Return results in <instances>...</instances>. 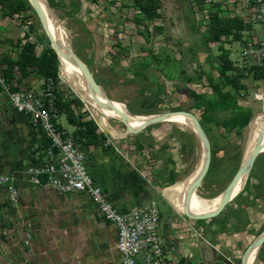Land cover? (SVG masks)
I'll return each instance as SVG.
<instances>
[{
    "label": "rangeland",
    "instance_id": "obj_1",
    "mask_svg": "<svg viewBox=\"0 0 264 264\" xmlns=\"http://www.w3.org/2000/svg\"><path fill=\"white\" fill-rule=\"evenodd\" d=\"M24 1V9L15 13L16 21L10 24L21 32L27 31L37 41L38 49H43L49 42L33 7ZM43 1L48 15L62 30L68 48L89 68L105 96L122 104L129 114L151 116L180 110L190 112L199 120L200 109L193 95L205 88L202 76L207 81L208 76L216 75L219 55L228 56L238 72L252 66L239 60L242 42L227 37L217 43L211 42L207 35L201 36L204 29L197 26L195 14L205 0ZM10 17L0 16L6 21ZM7 41L11 43L14 39ZM197 75L202 76L198 79ZM58 82L61 100L76 107L78 118L93 120L102 140L108 141L109 146L127 151L126 146L136 147L141 140L140 144L145 146V161L163 166L168 152L166 143L172 137L180 146L182 160L187 163L189 174L183 177H192L199 167L202 146L196 134L168 122L128 132L120 119L106 117L92 107L82 90L66 84L60 77ZM246 83L248 94L244 100L253 105L255 118L264 114V103L254 99L255 93L264 94V81L247 79ZM61 120L63 127L69 130L65 113H61ZM201 128L209 141L211 163L196 195L208 200L221 195L239 168L250 131L246 128L236 144L227 146L218 138L219 131L210 134L205 127ZM151 134L158 138L153 140ZM215 139L220 142H214ZM220 150L222 152L216 154ZM183 177L171 183L172 193L181 190ZM180 194L187 199L182 192ZM177 210L183 213L179 205ZM222 214L207 224L196 223L202 225L204 234L222 255L241 264L247 247L264 231V152L255 160L242 191L231 199ZM211 224L218 228L210 229ZM204 247L210 256L215 252L212 247L204 246L202 240L199 249ZM255 261L264 264V243L257 248Z\"/></svg>",
    "mask_w": 264,
    "mask_h": 264
},
{
    "label": "crops",
    "instance_id": "obj_2",
    "mask_svg": "<svg viewBox=\"0 0 264 264\" xmlns=\"http://www.w3.org/2000/svg\"><path fill=\"white\" fill-rule=\"evenodd\" d=\"M236 2L241 3L240 0ZM10 22L0 18V55L10 53L22 33ZM251 30L258 37L264 34L260 26H252ZM9 39L14 41L9 43ZM4 68L0 63L1 75ZM14 76L19 86L24 88L35 87L39 79L33 72L26 78H22L19 73ZM217 76L216 72V75L208 76L207 81L202 76L205 88L198 94L205 95L204 108L211 121V124L205 122L207 131L210 134L214 130L219 131L218 138L230 146L242 138L246 128L250 131L254 118L253 105L244 100L248 94L246 81L251 79L263 82L264 78H242L239 84L244 86L243 90L233 92L224 103L215 107L218 95L231 91L229 86H222L220 93H217L214 87L219 85ZM196 78L199 79V76ZM196 103L197 108H201ZM238 110L250 112L247 123L240 127ZM75 116L78 119V113ZM59 121L63 127L61 115ZM65 122L69 130L63 128L71 134L76 126ZM150 136L153 140L158 138L153 134ZM219 139L214 142L219 143ZM39 140L40 134L28 119L16 113L0 92V176L12 177L17 190V201L12 205L8 201L6 187L0 185V264H120L116 228L102 218L86 194L61 193L48 185H36L29 180L26 170L33 162L29 148ZM105 141L101 139L98 145L80 147L84 151L85 164L91 178L120 212H127L153 199L160 211L159 234L162 238L177 236L188 225H192L202 231L204 246H207L205 241L211 244L202 225L177 210L178 205L188 210L198 205H192L181 196L182 188L172 193L171 183L182 178L183 174L184 177L189 174L187 163L181 157L180 146L174 138L171 137L166 143L168 152L163 159V166L145 161V146L140 144L141 140L136 147L126 146L127 151L114 146L115 150L105 145ZM221 152L217 151L216 154ZM184 177L182 182L186 180ZM223 210L218 216H223ZM209 221L203 222L207 224ZM209 228L217 229L218 226L211 225ZM182 244L185 249L193 246L187 238ZM200 244L194 245L192 251L189 250L193 259L210 263L222 254L211 244L215 252L210 256L205 247L199 249Z\"/></svg>",
    "mask_w": 264,
    "mask_h": 264
},
{
    "label": "built area",
    "instance_id": "obj_3",
    "mask_svg": "<svg viewBox=\"0 0 264 264\" xmlns=\"http://www.w3.org/2000/svg\"><path fill=\"white\" fill-rule=\"evenodd\" d=\"M240 2L237 4L236 0H205L202 9L195 14L196 24L205 31L209 14L218 4L228 17H238L244 25L250 26L240 41L239 60L249 62L252 66H262L264 34L256 36L251 27L258 25L264 32V0ZM16 18L17 14H13L9 21L14 22ZM18 41L19 46L27 42L34 44L37 55L42 50L38 49L37 41L27 31L21 33ZM18 51L19 48L14 44L10 53L6 52L4 55L14 59ZM15 73H19L16 68ZM0 92L5 95L11 108L26 117L31 126L48 142L44 146L39 140L29 148L33 160L26 170L29 180L36 185H48L61 193L86 194L102 218L116 228V248L120 255V264H236L233 259L222 254L210 263L193 259L189 250L192 251L193 246L203 240V236L202 231L192 225H188L177 236L162 238L159 234L160 211L155 200L132 207L127 212H120L107 199L88 173L84 151L60 124L57 107L59 83L53 78H39L35 87L24 88L19 86L15 76L7 81L0 74ZM254 99L264 103V94L257 92ZM71 109L76 115L74 106ZM105 145H109L108 141H105ZM42 177L46 178L45 181L41 180ZM0 185L6 187L8 201L14 205L17 201L14 179L0 176ZM185 238L193 245L189 249H185L182 244ZM205 243L211 246L209 242Z\"/></svg>",
    "mask_w": 264,
    "mask_h": 264
},
{
    "label": "trees",
    "instance_id": "obj_4",
    "mask_svg": "<svg viewBox=\"0 0 264 264\" xmlns=\"http://www.w3.org/2000/svg\"><path fill=\"white\" fill-rule=\"evenodd\" d=\"M26 1L24 0H0V16H12L18 11L24 9ZM203 5V4H202ZM202 5L198 8H202ZM250 28L249 25H244L242 20L238 17H228L225 12H223L220 7L217 5L215 9L209 14V22L204 31L201 33V36H206L211 42L221 43L227 37H231L233 41L240 42L243 38V33L248 31ZM15 47L19 48L16 57L10 58L7 55H0V63L5 66L2 71V76L10 81L14 78V68L17 69L22 78H26L30 73H35L39 78L51 77L57 83L58 82V67L59 62L56 54L47 44L37 55L35 53V45L31 43H24L22 46H19V41L15 43ZM219 69L218 73V82L219 85H214L217 89V93H220V88L222 86H229L230 92L222 95H218V99L215 100L214 105L218 107L220 104L224 103L230 95L238 93L243 90L244 86L240 85L239 82L242 78L250 76L255 80H261L264 78V65L262 66H251L248 69L242 70L243 72H238L237 69L233 68L232 61L228 56L221 54L218 57ZM232 73L231 75H227ZM202 76V75H199ZM194 100L201 105L200 109V119L199 123L201 126L205 127V122L211 124L210 118L206 114V105L205 95L201 93H194ZM78 103V101H75ZM71 106V103H66L61 100L60 92L57 94V107L58 112L66 114V121L76 126L74 131L71 133L73 140L76 144L79 145H98L102 137L97 133L96 124L91 119H76ZM250 112L243 110H238L237 117L241 121L239 125H245L249 119ZM206 128V127H205ZM41 136V135H40ZM41 143L44 146L48 145L47 140L41 136ZM45 177H42L41 180L45 181ZM205 212V211H204ZM215 218V217H214ZM214 218L210 219L212 221ZM215 225V224H211ZM210 225V226H211Z\"/></svg>",
    "mask_w": 264,
    "mask_h": 264
},
{
    "label": "water",
    "instance_id": "obj_5",
    "mask_svg": "<svg viewBox=\"0 0 264 264\" xmlns=\"http://www.w3.org/2000/svg\"><path fill=\"white\" fill-rule=\"evenodd\" d=\"M31 6L33 7L35 13L37 14L41 25L43 26L44 33L47 37V40L49 42L50 48L53 50V52L56 54L57 59L59 55H61V51L58 48L57 41L55 40V37L53 34L50 33L48 30L46 24H45V14L43 10L41 9L39 3L37 0H27ZM68 55L73 59L75 62L76 66L79 68L80 73L82 75L83 81L85 83V87L89 90H91L95 96H99L100 98L102 97L105 101L99 100L98 97H96L95 101L99 106H104V107H109L111 110L115 112V114L119 117L120 121L124 124L125 128L127 129L128 132L135 133L140 131L141 129L145 128L146 126L154 123H159V122H165L167 117L170 115H181L185 117H189L192 122L193 129L196 133V136L198 137L201 146L203 148V157L201 161V166L200 169L197 173V175L194 177V179L191 181L187 191H186V196L187 199L189 200L191 193L193 190H196L198 185L201 183L203 180L208 166L210 162V145L209 141L204 133V131L201 128V125L199 123V120L196 118L195 115L191 114L190 112L187 111H173L171 113H165V114H158V115H151L150 118L147 121H144L139 127L132 129L128 126L127 124V116L125 113L121 112L118 110L112 102L105 96L103 91L101 90L100 86L97 84L92 72L89 70V68L85 65V63L79 59L69 48L67 49ZM98 98V99H97ZM254 119V118H253ZM253 119L251 121V124L253 122ZM263 137H264V128L258 133L255 143L252 146L251 150L248 152L247 156L245 159L241 162L239 168L237 171L234 173L233 177L227 184L226 188L220 195V201L217 206V208L209 213L203 214V215H193L190 214L187 207L183 208V214L188 217L189 219L192 220H197V221H205L209 220L211 218H214L218 216L221 211L228 205V203L231 201L232 198L235 196L233 195V190L236 187V185L240 182V180L245 176L247 177L255 160L257 157L264 152V143H263ZM264 243V231L247 247L245 254L241 260V264H244L245 257L253 250L259 248L262 244Z\"/></svg>",
    "mask_w": 264,
    "mask_h": 264
},
{
    "label": "bare ground",
    "instance_id": "obj_6",
    "mask_svg": "<svg viewBox=\"0 0 264 264\" xmlns=\"http://www.w3.org/2000/svg\"><path fill=\"white\" fill-rule=\"evenodd\" d=\"M37 2L39 3L41 9L43 10V12L45 14V24H46L48 30L50 31V33L54 35L55 40L57 41L58 48L61 51V55H59V57H58V62H59L58 74H59V77L66 84L73 86L78 90L79 89L82 90L84 92L83 96L85 97L87 102H89L92 107H94L100 113H102V115H104L106 117H112V118H118L119 119V117L115 114V112L113 110H111L109 107H104V106L101 107L96 103V101H95L96 97H98L99 100L101 99V101H105V100L102 97L100 98L99 96H95V94L91 90H89L85 87V83L83 81V78H82V75L80 73L79 68L76 66L73 59L67 53L68 46L63 39L64 34H63L62 30L56 26L54 21L48 15L47 9L45 6V2L43 0H37ZM42 28H43V26H42ZM111 102L114 105V107H116L118 110H120L121 112L126 114L127 124H129V127L132 129L139 127V125H141L144 121H147L150 118V116H144V115L141 116V115L129 114V113L124 111V107L122 104H120L116 101H111ZM115 105H120V106H122V108L117 107ZM165 122L176 125L181 130H187V131L192 132L193 134H196L194 129H193L191 119L188 117L181 116V115H170L167 117ZM263 128H264V114H261V115H258L257 117H255L253 119L252 124L250 125V136L248 138L249 140H248V144L246 147V152L244 154L242 161L245 159L248 152L251 150L252 146L255 143V139H256L258 133ZM248 133H249V131H248ZM262 141L264 143V137H263ZM202 157H203V148H202L201 160H200V163L198 165L199 167H197V169H196V171L192 177H190V178H188L182 182L181 192L185 197H187L186 191H187L191 181L194 179V177L197 175V173L200 169ZM246 178L247 177L244 176L240 180V182L236 185V187L233 190L234 196H236L237 194H239L242 191L244 184L246 182ZM189 201H192V202L200 205L198 207H195L194 209L188 210L190 214L198 215V214H200L206 210L217 207L219 204V201H220V196L206 200L204 198L198 197L196 195V190H193V192L190 195ZM181 208L183 209V207H181ZM256 252H257V249L256 248L253 249L245 257L244 264H256V261H255Z\"/></svg>",
    "mask_w": 264,
    "mask_h": 264
}]
</instances>
